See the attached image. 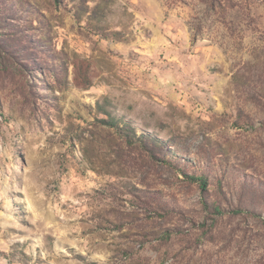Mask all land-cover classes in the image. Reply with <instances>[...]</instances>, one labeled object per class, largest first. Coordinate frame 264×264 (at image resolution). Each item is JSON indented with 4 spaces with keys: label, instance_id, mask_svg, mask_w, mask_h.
Wrapping results in <instances>:
<instances>
[{
    "label": "rangeland",
    "instance_id": "374dc122",
    "mask_svg": "<svg viewBox=\"0 0 264 264\" xmlns=\"http://www.w3.org/2000/svg\"><path fill=\"white\" fill-rule=\"evenodd\" d=\"M0 264H264V0H0Z\"/></svg>",
    "mask_w": 264,
    "mask_h": 264
},
{
    "label": "trees",
    "instance_id": "16d2710c",
    "mask_svg": "<svg viewBox=\"0 0 264 264\" xmlns=\"http://www.w3.org/2000/svg\"><path fill=\"white\" fill-rule=\"evenodd\" d=\"M197 180H201V183H202V184H204V183H205V181H206V179H203L202 177H200V178H197Z\"/></svg>",
    "mask_w": 264,
    "mask_h": 264
}]
</instances>
